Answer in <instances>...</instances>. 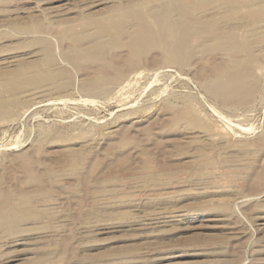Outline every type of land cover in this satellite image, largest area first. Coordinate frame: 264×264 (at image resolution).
Segmentation results:
<instances>
[{
    "label": "rangeland",
    "instance_id": "1",
    "mask_svg": "<svg viewBox=\"0 0 264 264\" xmlns=\"http://www.w3.org/2000/svg\"><path fill=\"white\" fill-rule=\"evenodd\" d=\"M124 1L134 0H0V60L41 55L35 41H46L57 82L71 83L0 100V264H264V55L245 66L232 106L203 84L210 56L160 64L153 49L128 64L111 48L70 61L65 30ZM109 62L121 80L95 82ZM192 117L224 132L219 146L195 153ZM159 212L184 217L138 223Z\"/></svg>",
    "mask_w": 264,
    "mask_h": 264
},
{
    "label": "bare ground",
    "instance_id": "2",
    "mask_svg": "<svg viewBox=\"0 0 264 264\" xmlns=\"http://www.w3.org/2000/svg\"><path fill=\"white\" fill-rule=\"evenodd\" d=\"M260 13L261 16L264 14V3H258L257 0L124 1L116 4L106 18L102 20L82 19L90 21L88 22L90 26L82 23L79 26L80 30L76 26H70L60 37L72 42L68 55L70 61L71 57L93 60L106 55L112 50L111 48L118 51L123 50L124 54H121V57L124 56V63L128 64H131L136 57H145L153 49L159 53L156 61L160 64L182 65L190 56L202 55L201 58L210 56L213 71L209 79H203L205 80L203 84L208 90L221 96L227 105L232 106L228 99L238 94L247 81L245 66L252 65L257 57L264 55V49L253 41L256 40L257 32L264 31V25L256 27V23L252 24ZM248 19H251V22L249 21V26L246 27ZM35 28L37 27L34 25H27L26 30L32 31ZM242 28L249 31L243 37L239 34ZM260 34L258 36L262 37ZM35 42L41 46V55H14L0 60V93L5 95L0 100L7 105L22 104L24 102L22 100L29 99L32 95L30 92L32 88L45 85L48 86L47 91H54L56 87L62 91L71 84L70 81L65 80L62 82L60 80L58 83L63 72L52 69L56 66L52 65L56 62L52 46L46 41ZM205 50H208L209 55L205 53ZM37 57L39 58L35 59ZM113 66L109 62L105 69L95 70L93 80L106 85L114 79L117 84L124 74L120 73L118 67ZM110 68L111 72L107 73ZM165 73L163 72L166 77ZM26 89L30 90L26 91ZM195 119L192 117V122L195 123V128L200 129L201 132H199L203 133V136L194 137L187 144L194 146L196 154L198 152L201 154L208 147L219 146L220 144L216 143L219 137L225 136H223L224 132L218 128L213 130L216 127L211 128L210 123H208L209 126L203 125ZM245 147L241 146L240 149ZM146 163L150 161L146 160ZM27 197H21L20 202L23 201L22 204H24ZM20 205L17 202L9 205L12 208L9 216L11 219ZM262 205L257 207V214L264 215V203ZM144 216H140L139 224L145 219L149 220L152 216H154L153 220L184 217L181 213L172 212H159L155 215L147 213Z\"/></svg>",
    "mask_w": 264,
    "mask_h": 264
}]
</instances>
